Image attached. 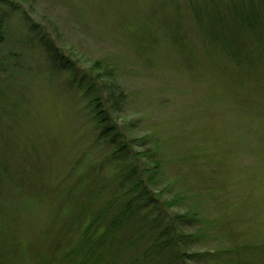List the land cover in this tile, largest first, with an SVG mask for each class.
I'll use <instances>...</instances> for the list:
<instances>
[{
    "label": "rangeland",
    "instance_id": "obj_1",
    "mask_svg": "<svg viewBox=\"0 0 264 264\" xmlns=\"http://www.w3.org/2000/svg\"><path fill=\"white\" fill-rule=\"evenodd\" d=\"M236 2L245 25L231 49L220 34L235 25L232 0L0 5V264H74L86 225L99 217L93 232L104 230L114 192L134 172L147 184L157 161L162 175L149 186L162 210L201 215L186 251L197 254L182 264H223L231 244L264 243V39L252 35L264 0ZM49 43L76 72L50 57ZM104 72L125 94L109 109L117 137H102L91 114L88 83L105 88Z\"/></svg>",
    "mask_w": 264,
    "mask_h": 264
},
{
    "label": "trees",
    "instance_id": "obj_2",
    "mask_svg": "<svg viewBox=\"0 0 264 264\" xmlns=\"http://www.w3.org/2000/svg\"><path fill=\"white\" fill-rule=\"evenodd\" d=\"M21 2L28 3L29 0H0V5L8 4L15 6L16 3ZM238 5L236 0H232L230 10L232 9L233 11L232 23H235V25L231 28V32L228 31L229 29L226 30L225 28L220 34V36L224 38L223 40H225L224 46H227V44L230 45L229 49H231V36L236 35L238 32L241 34L244 29L243 25H245L243 24L244 20L242 18V13L238 12ZM263 19L264 18L261 19V25H259L258 29L255 30L253 28L252 34L255 38L260 39V43L264 39ZM255 21L256 19L254 20L253 26H255ZM247 24L252 28V21ZM227 31L229 33H227ZM3 33V22L1 21L0 44L3 42ZM46 47L53 60L63 63V66L71 71H77L75 64L67 60L62 53L56 52L52 43L47 44ZM235 53L237 57V52ZM0 62L1 69L6 70L4 60ZM98 67L101 71H104L103 68L106 69V66L99 61ZM107 75L106 73L102 76L99 75L107 81L104 83L106 90L101 85L97 86L96 82L91 81L88 83L90 91L94 93V109L91 111V114L97 119L98 126L102 123L105 125L100 134L102 137L109 133H113L115 136L117 135V127L116 124L112 122L113 119L110 117L109 109L110 107L113 110L121 109L125 100V94L122 90L116 91L112 88L116 79ZM112 90L113 94L111 93ZM103 93H106L108 97L104 98L102 96ZM126 147V144H122L118 151L124 153L127 150ZM123 159L124 157L122 161ZM161 169L162 165L157 161L154 165V171L157 173H152V169H148L145 172L146 177L149 179L147 184H145L142 176L137 177L134 172V174L130 176L131 182L128 188L126 190L121 188L114 192L112 201L109 205L117 203L118 211L111 216L112 218L106 220L105 229L100 233L95 234L93 232L94 227L95 230H97L100 220L99 217V219L97 218L94 222L86 225L85 228L83 227L84 229L80 235V240L76 243L77 246L68 254V256H70L72 253L78 254L79 251H83L79 258L72 259L76 260L74 264H182L186 257H188L187 259L191 256L195 258L197 253L191 254L189 252L188 254L187 252L190 251V245L192 244V240H189V238L191 239V236L195 238L200 237V227L197 223H200L198 221H202L200 218L201 215L188 213H174L170 215L167 213V210H162L160 206L164 203H166L167 206V202H162L158 198H154L153 192L149 186L152 183L159 184L157 176L162 175L160 174ZM115 179L119 183L125 180L119 173L116 175ZM169 202H171L172 205L175 203V201ZM148 206L154 209V211L151 209L152 213L156 212L152 217L144 213V210ZM104 212L107 213L108 210ZM141 215H143L141 224L135 227L130 234L127 232L122 239H120L119 236L123 229L128 224L132 223L131 220ZM189 223L193 229H196L197 233L190 234L189 232H185L184 229L189 227ZM95 224L97 226H94ZM146 239L147 243H144L146 246L141 249L142 251L136 254L132 253L131 256L126 255L127 251L132 250ZM259 245L260 246L257 245L254 247L247 243L242 245L237 243L231 244L230 249L221 250V254H226L225 252L229 253L227 254L228 258H222L223 264H264V243ZM258 248L263 250L262 254L253 253V251ZM118 257H120V259ZM124 258L126 259L123 260ZM65 259L67 260V256Z\"/></svg>",
    "mask_w": 264,
    "mask_h": 264
}]
</instances>
